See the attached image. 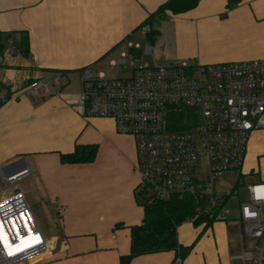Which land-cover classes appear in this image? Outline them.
I'll return each mask as SVG.
<instances>
[{
    "label": "crops",
    "instance_id": "crops-1",
    "mask_svg": "<svg viewBox=\"0 0 264 264\" xmlns=\"http://www.w3.org/2000/svg\"><path fill=\"white\" fill-rule=\"evenodd\" d=\"M0 38L21 52L6 57L0 47V171L28 169L42 200L35 202L54 221L49 237L37 222L54 246L40 264H246L240 256L247 251L256 264V241L244 234L240 207L250 187L264 184L263 129L251 134L231 193L217 195L225 220L185 221L177 228L179 252L124 262L131 230L144 219L135 142L112 118L85 117L78 94L85 70L127 52L163 64L264 59V0H0ZM40 77H59L61 95L30 97L28 86ZM75 79L80 88L68 91ZM77 145L96 147L94 160L63 164L60 155ZM239 187L248 195L243 202L233 197ZM58 204L64 211L57 218Z\"/></svg>",
    "mask_w": 264,
    "mask_h": 264
},
{
    "label": "built area",
    "instance_id": "built-area-1",
    "mask_svg": "<svg viewBox=\"0 0 264 264\" xmlns=\"http://www.w3.org/2000/svg\"><path fill=\"white\" fill-rule=\"evenodd\" d=\"M0 45L8 57L21 55L11 40L3 43L0 38ZM123 58L115 66L132 68L125 79L96 78L90 70L84 71L78 104L85 117L112 118L119 133L133 137L135 170L140 176L137 191L146 202L189 196L193 217L187 221L225 220L215 182L221 173L241 168L251 134L264 130V59L219 64L181 60L141 66ZM62 87L59 77L52 81L40 77L29 84L27 94L38 99L60 96ZM174 114L183 115L176 125ZM0 175L6 195L0 200V264H40L54 246L40 230L23 192L5 194L30 172L0 171ZM63 211L58 204L57 216ZM240 219L244 234L256 241L259 258L254 263L260 264L264 184L250 187ZM240 258L253 264L251 252ZM171 264L183 262L176 258Z\"/></svg>",
    "mask_w": 264,
    "mask_h": 264
},
{
    "label": "trees",
    "instance_id": "trees-1",
    "mask_svg": "<svg viewBox=\"0 0 264 264\" xmlns=\"http://www.w3.org/2000/svg\"><path fill=\"white\" fill-rule=\"evenodd\" d=\"M2 102L0 101V106ZM182 119V114H174L173 122L176 125ZM95 154L96 147L77 145L72 153L60 155V160L63 164L88 163L94 160ZM137 202L144 209V219L141 225L131 230L130 254L124 262L145 254L179 252L181 247L177 241V228L189 220V216H193L191 198L185 196L181 199L173 198L168 202L148 203L140 192L137 194ZM201 220L203 219L199 218L197 223Z\"/></svg>",
    "mask_w": 264,
    "mask_h": 264
},
{
    "label": "rangeland",
    "instance_id": "rangeland-1",
    "mask_svg": "<svg viewBox=\"0 0 264 264\" xmlns=\"http://www.w3.org/2000/svg\"><path fill=\"white\" fill-rule=\"evenodd\" d=\"M6 41H3V43ZM8 41H9V39H8ZM0 47H2V49H3V45H0ZM3 55L7 57L6 53H4V52H3ZM118 57H119V55L117 57H116V55H113V56H110L108 58H104L103 60L98 62L93 69H91V72L94 73L96 78H98L100 76H103V78H106V79H111V78H115V77L119 78V79L127 78L130 75V71L132 70V68H130L128 65L127 66L121 65V66L116 67L115 64H112V62H113L112 58L117 59ZM123 59H125L127 63L134 61L136 65H141V66H145V65L147 66V65H153V64L165 65V64L157 62V61L156 62L152 61L149 58V55H145V54L141 58L140 55L135 56V55H131L129 52H127L126 57H124ZM117 61H118V59H117ZM167 64H169V63H167ZM80 83H81V78H80ZM65 88H67L68 91H75L76 92V90H78L80 88V84L77 81V79H75L72 83L67 84L65 86ZM136 162H137V158H136ZM204 174H205V172H203L202 177H204ZM235 174H236V171H230V172H223L218 176V178L215 182V193H216V195L222 196L224 194L228 195L229 193H231L232 188H233V184L235 182ZM1 184H2V186L0 187V200L6 197V195L1 193L5 188L4 184L2 182H1ZM16 186L18 187V188L16 187L17 188L16 190L24 191L25 199H26L27 203L31 206V208H32L31 210H32L35 218L37 219V222L39 223L40 227L42 228L43 232L45 233V235L47 237H49V236L55 234L56 227L54 226V221L52 220V217L50 215H47L46 208L40 206L37 203V202H39V203L42 202V200H41V198H39V194L37 192L36 187L34 186L33 180L30 177L24 178L21 181H19L16 184ZM14 190H15V186H10L7 188V191H6L7 193H5V194H8L9 192H12ZM233 197L235 199L239 198L242 202L247 200L248 195L246 192V188H240L239 191L237 190L236 194H234ZM35 200L37 202H35ZM57 218H58V216H57ZM188 218L190 219V216ZM197 221H198V219L195 220L194 222H191V223L195 224V223H197ZM181 225H182V227H187V226H184L183 223Z\"/></svg>",
    "mask_w": 264,
    "mask_h": 264
},
{
    "label": "water",
    "instance_id": "water-1",
    "mask_svg": "<svg viewBox=\"0 0 264 264\" xmlns=\"http://www.w3.org/2000/svg\"><path fill=\"white\" fill-rule=\"evenodd\" d=\"M21 161H23V160H21ZM18 162H20V161H16V162L12 163V164L10 165V167L13 166V165H15V164H17ZM18 172H19V171H16L14 174H16V173H18Z\"/></svg>",
    "mask_w": 264,
    "mask_h": 264
}]
</instances>
